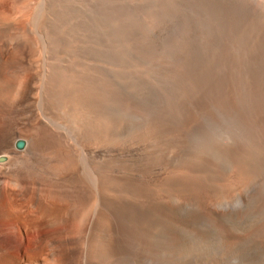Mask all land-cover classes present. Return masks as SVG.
Returning a JSON list of instances; mask_svg holds the SVG:
<instances>
[{
	"label": "bare ground",
	"instance_id": "bare-ground-1",
	"mask_svg": "<svg viewBox=\"0 0 264 264\" xmlns=\"http://www.w3.org/2000/svg\"><path fill=\"white\" fill-rule=\"evenodd\" d=\"M253 23L264 2L0 0V239L55 261L85 208L83 264H264Z\"/></svg>",
	"mask_w": 264,
	"mask_h": 264
},
{
	"label": "rangeland",
	"instance_id": "rangeland-1",
	"mask_svg": "<svg viewBox=\"0 0 264 264\" xmlns=\"http://www.w3.org/2000/svg\"><path fill=\"white\" fill-rule=\"evenodd\" d=\"M256 1L264 2V0L263 1L262 0H256ZM153 24H155V20L151 21V25H153ZM256 24L253 23V25H256ZM259 24L260 23H258L256 25V27H258ZM260 25L264 26L263 24H260ZM260 25H259L258 29L260 28ZM259 30L261 31L262 29H259ZM263 31H264V29H263ZM263 31H261V32L263 33ZM263 37H264V34H263ZM227 128H229V130H233L229 126ZM225 131L226 130H219L218 132H225ZM222 137L226 138V135H224ZM94 153H96V152H94ZM97 153L100 154L101 152H97ZM191 153L192 152H190V154ZM32 169L33 168H31L29 170V172H30L29 175L31 174V172L34 173V171H35V173H38V174L41 173L40 175L43 176L44 178H47L49 176V178H47V180H49L51 182L54 180L53 181L54 184L56 182V184L60 183V185H62L66 181L69 180V176L71 177V175L68 176L67 174L62 175V172L59 173L60 175L59 174L51 175L52 173L50 174V171H49V174L47 173L48 171L44 172L45 169L43 170V172L42 171L40 172V171L36 170L35 168L33 170ZM58 175H59V177H58ZM66 176H67V178H66ZM84 209L82 208L81 210L76 212V215L74 216V218H72V223L70 224V227L67 228V231H66L67 235L62 236L63 238L60 237L62 243H64L63 244L64 246H63V248L61 247V249H58L55 252V257H54L55 261H52V259H51L52 256L50 255L48 250L47 251L43 250V251H41V253H39V249L35 248V245H32L31 247L28 245L30 247L28 249V251L34 255H37L39 253V255H38V257H35L37 259L31 258L30 256H33V255H31V254L28 255V253H26L24 251V249H22L21 246H26V243H24L23 241L20 240V238H18L19 235L17 234V232H13V233L11 232L12 237H14L11 243L6 242L5 238L0 239V256L2 254H5L6 250L10 248L9 251H10V253H12L10 255V258L12 259L11 262H13V259H15L17 264H47L48 262H46V261H49V260H51V264H62V263H64V264H83V249H82L83 247L81 245H77V241H78L79 237L85 232L86 220L89 217L88 214L86 215V211L84 212ZM0 264H8V263L0 262ZM9 264H11V263H9Z\"/></svg>",
	"mask_w": 264,
	"mask_h": 264
}]
</instances>
